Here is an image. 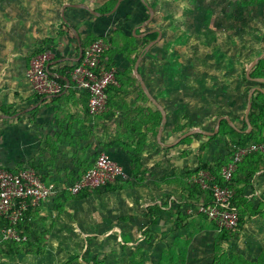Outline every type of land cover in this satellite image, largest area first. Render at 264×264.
<instances>
[{"label":"crops","instance_id":"obj_1","mask_svg":"<svg viewBox=\"0 0 264 264\" xmlns=\"http://www.w3.org/2000/svg\"><path fill=\"white\" fill-rule=\"evenodd\" d=\"M48 2L0 0V168L16 171L31 167L56 187L48 199L29 211L25 219L29 241L24 246L0 243V264H57L55 258L46 263L41 260L44 253H34L55 250L67 251L58 255L65 257L59 264H66L71 261L68 252L74 249V240L93 236H104L107 240L117 238L118 244L112 243L111 249L121 250L125 243L135 244L138 235L148 228L145 219L148 206L167 202L164 208L169 209L173 203V199L167 200L169 195L181 193V186L175 180L184 170L197 169L201 163L214 164L227 153L223 145L210 149L208 140L213 135L196 133L190 141L177 142L181 136L178 129L189 122V94L193 89L189 84L190 74L183 69V64H172L169 52L163 48L156 52L164 44L165 33L154 26L155 17L148 25L144 24L149 18H146L144 2L122 0L118 4L117 1L107 13L89 3L66 1L58 2L55 7ZM75 4L82 6H73ZM153 29L161 30L162 38L145 51L151 42L146 37ZM145 32L149 33L143 37ZM96 38L111 48L104 63L116 70L117 82L109 87L106 113L92 116L88 111L89 92L75 85L72 72L82 61L84 48ZM127 44H130L128 50L125 49ZM43 51L50 52L49 73L64 81L63 91L55 96L36 94L28 77L31 59ZM140 56L138 72L150 94L167 113L161 140L158 139L159 109L144 92L135 72ZM216 113L213 131L224 116L232 121L233 128H243L245 115L243 123L239 124L221 109ZM252 129L251 125L250 131L249 126L245 131ZM218 151H222V155ZM102 153L114 158L126 171L128 178L122 180L123 189H101L97 194L81 198L67 195L63 188L70 187ZM260 164L253 175L242 174V182L238 184L247 202L260 211L246 216L248 220L243 230L252 232L253 236L258 233L264 236V163ZM134 168L145 171L143 182L133 179ZM73 175L75 179L71 182ZM156 186L161 188L155 189ZM126 187L134 191L140 189V195L127 196L123 193ZM143 188H148V192ZM122 193L127 202L117 208L113 198L118 199ZM97 199H102L100 205L92 206ZM94 216L99 221L96 222ZM252 220H256L258 226L250 227ZM163 225L174 227L166 215L151 229L156 235L166 237L165 231L156 229ZM173 233L174 236L176 231ZM51 256L53 258L54 254ZM88 257H82L80 262L92 264Z\"/></svg>","mask_w":264,"mask_h":264},{"label":"rangeland","instance_id":"obj_2","mask_svg":"<svg viewBox=\"0 0 264 264\" xmlns=\"http://www.w3.org/2000/svg\"><path fill=\"white\" fill-rule=\"evenodd\" d=\"M66 1L89 3L100 7L106 0H49L55 7L58 2L63 4ZM146 2L148 4L150 2L154 8V26L165 33L164 44H161L156 52L163 48L164 51L169 52L172 64H183V69H186L190 74L189 84L193 89H190L192 93L189 94V122L187 126L183 124L186 132L193 128L213 131L218 109L227 112L239 124H242L247 108L248 90L254 86L264 88V84L253 82L249 78L245 79V72L249 65L264 52V5L248 4L246 0H146ZM56 13L55 17L59 16ZM185 65L187 67L184 68ZM174 98L176 97L172 96V99ZM179 99L176 100L179 101ZM213 112L215 114L208 117V114ZM214 140H208L210 149L216 145H224L223 141H226L227 138L221 136ZM225 148L226 146L224 150ZM218 152L219 155H222V151ZM185 157L187 156L185 155ZM185 172L184 170L182 174ZM74 179L73 175L71 182ZM130 188L132 187H126L123 193L127 196L130 194L140 195V189L134 191ZM157 188H161V186H156L155 189ZM63 190L71 197L69 187H65ZM146 190L148 192L149 189ZM123 193L118 199L117 197L113 198L117 208L124 206L127 202V199L122 196ZM170 199L175 202L180 199V196L170 194L167 200L170 201ZM100 200L102 199H97L93 204L91 202L92 206H99ZM131 201L134 202L132 198ZM126 205L130 204L126 203ZM194 210L189 207L186 212L195 214ZM94 218L96 222L99 221L98 217L94 216ZM94 218H92L93 222H95ZM185 224L188 225V223ZM160 226L156 228L157 231H165L166 237L162 234L158 235L152 250H146L144 264H155V261L160 257L161 250L171 243L174 227H170L171 225ZM249 226H258L256 220H252ZM187 228H181V231H178L180 234H184L187 232ZM242 230H236L233 241L225 242L223 246L228 251L240 252L248 258L254 259L264 247V236L259 233L253 236L252 232ZM112 236L113 238L117 237L116 235ZM215 236L214 231H204L194 237L190 246L189 264H210L212 262ZM100 237L93 236V238L87 237L86 240H82V238L74 240V249L68 252L71 260L68 262L79 264L82 257L89 256V260H96L99 264H122L123 259L125 261V252L130 253L129 250H132V247L142 244L143 240L147 238L142 233L134 241L135 244H123L121 251L120 248L118 250L110 248L113 246L112 243L118 244L117 238L107 240V237ZM255 239L258 240L255 241ZM22 245L24 246V244ZM25 247L27 246L25 245ZM34 253H44L41 260L46 263L55 258L54 261L59 264L65 258L59 256L67 251H38ZM116 253H121V255ZM50 254H54V257L52 258Z\"/></svg>","mask_w":264,"mask_h":264},{"label":"trees","instance_id":"obj_3","mask_svg":"<svg viewBox=\"0 0 264 264\" xmlns=\"http://www.w3.org/2000/svg\"><path fill=\"white\" fill-rule=\"evenodd\" d=\"M118 0H106L98 10L102 13L110 12L114 6L116 5ZM248 4H256V5H264V0H246ZM150 3V2H149ZM151 5V3H150ZM146 13L147 17H149V11L147 6ZM138 14H140V10H137ZM137 14V15H138ZM145 18V19H146ZM158 33H151L146 38L149 41L154 40L157 38ZM98 38L93 39L90 44L97 41ZM89 44V45H90ZM147 44V43H146ZM88 45V46H89ZM84 48V51L88 47ZM130 44L125 46V49L128 50ZM111 48H108L104 54L102 55V64L106 67V69L111 70L112 66H106L104 63L105 55L110 51ZM251 77L257 78L261 77L264 78V58L261 59L258 64L252 69ZM117 78V76H116ZM245 79H248L247 73L245 72ZM58 81L64 84V81L57 78ZM111 86V85H110ZM109 86V87H110ZM108 87V90H109ZM252 88V87H251ZM264 89V88H263ZM250 90V89H249ZM248 90V92H249ZM89 111V108H88ZM106 113V112H105ZM158 113V126L161 122V112L157 110ZM220 116V115H219ZM249 120L253 129L251 132H246L245 129L248 127V123L244 120L243 128L237 130L229 125L227 120H223L221 122L220 129L218 133L213 136H210L209 140H214L220 138L221 136L227 137L226 141H223L224 147L226 146L225 150L227 153H224L223 157H219L222 160H216L214 164L211 163H201L197 169L186 171L182 176L177 177L175 182L179 183L181 186V193H177L180 196L178 201L172 203L171 208L166 209L164 208L165 205L168 203H163L162 205L158 203L151 204L148 206L145 219H146V226L148 227L144 234L147 238H145L142 244L137 245L134 249L129 250L130 253L125 252V261L123 259L122 264H144V255L146 250L150 249L154 243L157 241L158 234L156 235L153 230L151 229L152 225H158V223L164 220V217L168 215L171 223L174 225L175 231H178L180 228L188 227L187 232L184 234L175 233L173 236L171 243L164 247L161 250L160 257L155 261V264H189V253H190V246L191 243L196 235H199L203 231H214L216 233L214 243H213V258L210 264H264V247H262L261 252L253 259L248 258L244 254L236 251H228L224 248L223 243L228 242L231 243L236 235V230H241L245 226L247 222L246 216L249 215H257L260 211L259 208H255L251 203L247 202V199L244 197L243 192L240 188H238V184L242 182L241 175L247 174L248 176L253 175L260 169V163H264V151L263 152H254L248 155L242 162L238 164V167L232 177L231 180H226L222 174V169L225 165H227L232 156L234 155L236 147L239 146H247L253 143L257 144H264V135L262 132L264 131V93L262 91L256 90L253 96V105L249 115ZM184 127L178 129V132H181V135L184 133ZM191 136L184 139V141H190ZM223 147V148H224ZM218 158V159H219ZM257 164L256 167L253 165ZM250 166V169L248 167ZM264 166V165H263ZM249 171H246V170ZM208 171L214 177V183H217L221 186H228L234 191V196L232 198V204L238 208L239 213V222L238 226L234 229H225L220 228L219 225L215 220L209 219L208 216L204 213L197 212V207L199 203L202 202H210L213 199L212 191L209 189H203L200 184L194 182L193 176L198 175L200 171ZM145 171L142 169H133L132 170V177L135 181L143 182L145 175ZM78 176L75 181L80 178ZM74 181V182H75ZM73 182V183H74ZM72 183V184H73ZM122 180L109 183L104 187L101 188H86L82 190L80 193L73 195L76 198L81 197H88L93 194H97L104 189L105 191H118L123 189ZM187 193V194H186ZM192 207L194 208L195 214H190L186 212V210ZM36 207L30 206L28 210H26L22 216V219L17 224V228L22 230L24 234H27L25 231V219L31 209ZM184 208V210H182ZM253 211V213H251ZM9 220L0 217V239L2 237V230L9 226ZM185 223H188L186 225ZM29 239V236H28ZM29 241V240H28ZM27 241V242H28ZM26 242V243H27ZM1 244L5 245H18V244H26V243H17L6 241L2 242ZM118 255V253H116ZM127 254V256H126ZM88 260L85 258V262ZM72 264V263H69ZM79 264H82L79 262ZM92 264H99L96 260L92 262Z\"/></svg>","mask_w":264,"mask_h":264},{"label":"built area","instance_id":"obj_4","mask_svg":"<svg viewBox=\"0 0 264 264\" xmlns=\"http://www.w3.org/2000/svg\"><path fill=\"white\" fill-rule=\"evenodd\" d=\"M108 49L103 40L90 44L83 52L82 61L74 68L72 80L75 85L89 92V113L92 116L104 114L108 109V87L117 82L116 70H108L102 64V55ZM50 52L43 51L30 61L28 77L34 92L41 96H55L64 89V84L48 71ZM263 152L264 144L253 143L236 147L230 162L222 169L226 180H231L240 162L254 152ZM128 178L123 167L111 156L102 153L94 165L88 168L70 187L76 195L86 188H101L109 183ZM203 189L212 191L210 202L199 203L197 212L204 213L215 220L220 228L234 229L238 226V208L232 204L234 191L228 186L214 183V177L208 171H200L193 178ZM56 187L47 183L31 167L20 170L0 168V217L9 220V226L2 230L1 241L25 243L28 236L17 228V224L30 206H39L48 199Z\"/></svg>","mask_w":264,"mask_h":264},{"label":"water","instance_id":"obj_5","mask_svg":"<svg viewBox=\"0 0 264 264\" xmlns=\"http://www.w3.org/2000/svg\"><path fill=\"white\" fill-rule=\"evenodd\" d=\"M122 0H118V4L121 2ZM142 2H144V4L147 6L148 8V11H149V18L146 20V22L144 23L145 25H148L154 18L155 16V11H154V8L152 6H150L146 0H141ZM117 4V5H118ZM73 6H82L81 4H75ZM92 11V10H90ZM136 31V29L134 30ZM154 32H157L158 33V36L157 38H155L154 40H152L146 47H145V51H148L152 48L153 45H155L156 43H158L161 38H162V31L161 30H158V29H153L150 33H154ZM149 32H145L142 34V36H147ZM83 54V51L81 53V55ZM264 58V52L257 56L253 62L249 65V67L247 68L246 70V73H247V77L252 80L253 82H257V83H260V84H264V78H261V77H257V78H252L251 77V71L252 69L258 64V62ZM142 60V56L139 57L138 61L136 62V65H135V72L137 74V77L141 83V86L144 90V92L146 93V95L150 98V100L157 106V108L160 110L161 114H162V120H161V124H160V127H159V131H158V139L161 140V136H162V133H163V130H164V127L167 123V113H166V110L165 108L150 94L147 86H146V83L144 82L141 74L138 72V67H139V63L140 61ZM256 90H259V91H262L264 93V89L261 87V86H254L252 88H250L249 92H248V102H247V108H246V112H245V119L248 123V126H249V130L250 131V128H251V124H250V120H249V115H250V112H251V109H252V105H253V96H254V93ZM223 119H226L229 124H231V126L234 127V124L232 123V121L227 117V116H224V117H221L218 122H217V126L215 128L214 131H211V132H207V131H204V130H201V129H191L187 132H185L184 134H182L177 142H180L181 140L189 137V136H192L196 133H202V134H205V135H215L216 133H218L219 129H220V124H221V121Z\"/></svg>","mask_w":264,"mask_h":264}]
</instances>
